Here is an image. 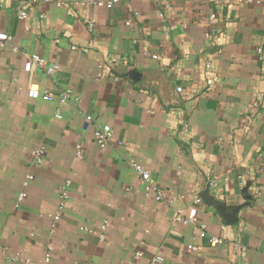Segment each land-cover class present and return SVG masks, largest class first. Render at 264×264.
<instances>
[{"label": "crops", "instance_id": "crops-1", "mask_svg": "<svg viewBox=\"0 0 264 264\" xmlns=\"http://www.w3.org/2000/svg\"><path fill=\"white\" fill-rule=\"evenodd\" d=\"M99 1L0 0V264H264V0Z\"/></svg>", "mask_w": 264, "mask_h": 264}, {"label": "built area", "instance_id": "built-area-1", "mask_svg": "<svg viewBox=\"0 0 264 264\" xmlns=\"http://www.w3.org/2000/svg\"><path fill=\"white\" fill-rule=\"evenodd\" d=\"M37 1V0H35ZM45 2H56L57 4L61 5L64 3V0H44ZM122 0H101L98 3V5H103L106 6L107 8H113L117 3L121 2ZM252 1V0H249ZM18 17L22 20H27L29 17V10L26 9H21L18 11ZM94 24L91 23L90 26L92 27ZM27 29L29 27H26ZM11 36L7 33H0V47L4 48L10 44L11 41ZM26 61L24 65V69L31 73L34 69L39 68L45 71V73L49 76H53L55 73H57L60 69V66L57 64H49L45 58H43L40 54L38 53H25ZM154 58H157L156 55L153 56ZM215 80V78L213 79ZM210 80V81H213ZM177 90L179 92L182 91V87H178ZM28 95L30 97H36L40 96L43 100L49 101V102H56L57 103V111L55 113V118H62V111L64 106L73 99V92L72 89L66 88L65 90H61L58 93H54L53 91L50 90H44L43 92L40 91L39 88H35L33 86L28 88ZM94 138L96 143L101 147L105 148L108 146L111 142L114 141V133L113 129L109 124H98L95 127L94 130ZM45 147L44 146H38L32 151V157L33 160L36 164H41L44 154H45ZM133 168L135 169L136 173L138 174L139 178L141 181H143L145 188H144V193L147 196H152L156 200H164L165 198V193L164 190L161 189L158 186V183L155 181V179L152 178L150 175L149 171L141 164L138 163H133L132 164ZM70 181L68 180L63 186V191L61 194V203L59 206V212L57 214H61L60 212L64 209L65 207V201L67 200L69 193L67 190V186L69 185ZM26 193L21 192L16 199L15 206L18 207L20 203L25 199ZM198 202V200H197ZM197 209L193 207L190 210L189 218L188 221L193 220L196 216ZM175 219L176 220H182V217L180 214L176 213L175 214ZM106 226L107 223L105 222L104 225L102 226V231H106ZM85 230H88L87 228H82ZM202 232L201 236L205 237L206 236V231H205V226H202ZM104 233L101 234V237L104 238ZM214 241V240H212ZM137 255H141L138 253ZM9 259L11 261H18L20 258L18 255H12L9 256ZM163 258L161 256H157L154 261V263H159L162 262ZM25 264H30L29 260H25Z\"/></svg>", "mask_w": 264, "mask_h": 264}]
</instances>
